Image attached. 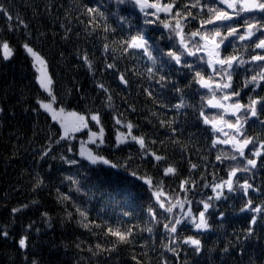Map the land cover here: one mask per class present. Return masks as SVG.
<instances>
[{
    "label": "trees",
    "instance_id": "obj_1",
    "mask_svg": "<svg viewBox=\"0 0 264 264\" xmlns=\"http://www.w3.org/2000/svg\"><path fill=\"white\" fill-rule=\"evenodd\" d=\"M185 2L175 0L177 6ZM0 3L13 16L9 22L5 14L0 13V41L7 40L16 50L11 61L0 59V108L4 109L0 113V228L7 227L10 233L8 239L0 237V264H31L33 260L36 264H136L133 255L141 264H163L165 260L167 264H220L221 259L224 264H264V227L259 226L258 220L254 236L244 239L252 213L240 211L243 197L239 191L226 201L216 202L224 218L219 221L216 214L209 215L208 222L212 227L200 236L202 252L194 255L190 248L181 249L177 258L163 247L167 240L159 226L148 221L146 208L150 203L149 194L134 185L126 173L121 171L119 176H114L112 171L102 169L85 172L79 170V165L64 164L59 155L72 154L67 153L62 144H53L49 156L40 158V151L49 135L55 136L56 129L42 110L32 111L38 107L35 100L42 90L35 82L31 59L22 47L25 42L37 48L49 60V69L55 80L54 88L66 106L81 112L98 110L109 134L114 116L133 121L139 125L138 129H134V134L145 133L146 141L156 139L157 143L151 145L153 150L166 155L169 163H176L181 175L187 174V158H190L192 163L207 166L205 175L209 181L212 180L210 173L214 171L218 178L226 176L223 166L218 169L212 167L215 149H210L209 133L205 131L207 126L201 124L199 119L200 99L194 95L195 85L184 87L185 81H180L189 107L184 109L186 115L175 117L177 122L171 125L178 129L175 133L178 143H173L170 138V128L161 126L160 120L169 121L175 116L174 111L161 106L169 100L175 102V93L165 89L166 97L157 95L160 89L156 78L150 77L146 70L151 62L137 50L123 52L120 41L127 38L130 31L135 32L138 24L134 16L128 17L131 29L127 26L121 28L117 18L111 15L115 10L111 0H0ZM86 7H98L105 11L107 24L115 31L105 32L104 21L99 17L92 21L85 14ZM127 7L121 6L122 9ZM121 15H127V12L121 11ZM20 21L26 23L28 28H23ZM152 35L155 38L158 34ZM105 43L109 45L107 55L103 47ZM169 44L166 38L160 40L162 47ZM251 53V48L242 50L245 59ZM82 54L88 55L93 62L92 70L81 59ZM113 62L115 68L106 70V64ZM120 73L129 82L126 87L119 80ZM100 83L111 93V108L106 106L105 94L98 87ZM233 83L239 86L243 80L234 77ZM149 89L153 90V97L147 95L146 90ZM246 92L248 88H241L242 103L247 102ZM132 107H135V112L131 110ZM205 111L211 113L215 110ZM249 125L251 121L245 125L247 134L255 141H264V128ZM137 147L133 145L124 151L116 150L110 154V158L123 161L131 153L129 163L132 167L148 171L155 177L156 171L139 161ZM217 147L224 150L229 148L226 145ZM245 151L247 154V149ZM52 155H56L57 159H51ZM257 160L255 175L249 179V183L260 188L259 194L249 190L248 195L254 205L264 204V167H260V158ZM164 163L161 161V164ZM228 163L231 162L225 161V164ZM199 171H203V168H198ZM68 175L77 179L78 187L82 190L80 193L75 190L70 193L73 200L87 209L89 220L101 225L99 228L93 227L91 232L80 226L75 213L69 220L57 202L58 193L69 192L70 181L64 180V176ZM247 175L237 173L241 177ZM36 177L42 180L38 187H34ZM170 182L166 179V186ZM203 192L211 194L210 189H203ZM25 204L28 207L23 208ZM13 208L22 210L13 214ZM193 208H196L195 200ZM43 212H48L51 226L42 216ZM208 212L213 213V209L210 208ZM100 217L113 226L118 221L124 226L136 225L134 245H122L110 256L107 253L92 255L87 249L92 246L96 251L94 245L97 242L111 246L108 241L112 238H105L107 225L101 222ZM29 224L32 225L30 229ZM148 227H153V233L147 232ZM24 234L28 236L29 247L21 250L18 239ZM77 242H80V248L76 247ZM226 246L229 251L223 253ZM240 249L244 250L243 255L239 254Z\"/></svg>",
    "mask_w": 264,
    "mask_h": 264
},
{
    "label": "snow or ice",
    "instance_id": "obj_2",
    "mask_svg": "<svg viewBox=\"0 0 264 264\" xmlns=\"http://www.w3.org/2000/svg\"><path fill=\"white\" fill-rule=\"evenodd\" d=\"M111 2L115 5L111 15L117 18L121 28H132L129 16H134L138 21L135 32L130 31L127 38L120 41L123 52L137 50L151 62V66L146 70L150 77L156 78L160 89L157 95L166 97L163 91L165 89L175 93V102L169 100L167 104L161 105L174 111L175 116L169 121L160 120L161 126L167 125L173 143H178L175 139L178 129L171 125L177 122L175 117L186 115L184 109L189 107L184 87L195 85L194 95L200 99L199 119L201 124L207 126L205 131L209 133L210 149H215V162L212 167L218 169L223 166L226 176L218 178L214 171L210 173L212 180L209 181L205 175L207 166L192 163L190 158H187V174L181 175L176 163H169L166 155L153 150L151 145L157 143L156 139L146 141L145 133L134 134V129H138L139 125L133 121L114 116L112 131L109 134L98 110L81 112L66 106L65 101L58 98L54 88L55 80L49 69V60L41 51L25 42L22 47L31 59L35 82L42 90L35 100L38 107H34L32 111L42 110L56 129L55 136L49 135L46 145L40 151V158L49 156L53 151V144H62L63 149L72 154L59 155L58 158L64 164L79 165V170L85 172L102 169L112 171L114 176H119L121 171L126 173L134 185L149 194L150 203L146 208L148 221L159 226L162 236L167 240L163 247L177 258L181 249L190 248L194 255L202 252L200 236L212 227L208 222L209 215L216 214L219 221L224 218V213L218 211L216 202L228 200L237 191L241 192L243 197L240 211L252 213L244 239L252 238L258 220L259 226L264 227V204L254 205L248 195L249 190L253 194L260 193L259 186L249 183V179L255 175L257 158H260V167H264V141H255L249 136L245 125L251 121L249 126L264 128V95L261 94L264 93V0H186L179 6L175 0ZM122 5L128 7L122 9ZM121 11L127 12V15H121ZM0 13L5 14L9 22L12 21V14L2 3ZM85 14L89 15L92 21H96L97 17L101 18L105 24V32L115 31L108 26V16L100 8L86 7ZM20 24L23 28H28L23 21H20ZM9 26L11 28V24ZM152 33L158 35L154 38ZM165 38L170 44L162 47L160 40ZM103 47L107 55L109 45L105 43ZM248 48L252 49V53L245 59L242 50ZM15 54L16 50L7 40L0 41V59L11 61ZM81 59L87 62L90 70L93 69V62L88 55L82 54ZM114 68V62L106 64V70ZM234 77L242 79L243 83L234 85ZM119 80L125 87L129 83L123 73L119 74ZM181 80L185 81L184 87L181 86ZM98 87L105 94L106 106L111 108L113 101L109 89L103 83ZM241 88H248L245 93L248 97L246 103L241 102ZM257 89H260V92H257ZM146 93L153 97V90H146ZM205 109L215 111L206 113ZM131 110L136 111L135 107ZM3 112L4 109L0 108V113ZM160 143L163 144V140ZM133 145L138 146L136 156L141 164L150 165L156 171L155 177L148 171L133 168L129 163L132 159L131 153L123 161L110 158L114 151H124ZM218 145H226L229 148L224 150L217 147ZM50 158L57 159V156L52 155ZM161 161L165 163L161 164ZM225 161L231 163L225 164ZM198 168H203V171L197 172ZM238 172L248 175L237 176ZM166 179L171 181L167 186ZM64 180L70 181L69 192L58 193L56 199L63 207L66 217L71 220L75 213L79 217L77 222L89 232L93 227L99 228L100 224L88 219L87 209L70 195L73 190L77 193L82 191L78 187L77 179L68 175L64 176ZM41 183L42 180L36 177L34 187ZM203 189H210L211 194L204 193ZM22 207L26 208L28 205ZM210 208L213 213L208 212ZM21 210L13 208L11 211L15 214ZM97 215L99 216V213ZM42 216L51 226L48 212H43ZM100 220L107 225L104 236L112 238L108 241L111 246L97 242L94 245L96 251H93L92 246L87 249L92 255L107 253L110 256L122 245H134L136 225L124 226L118 221L113 226L103 217H100ZM31 227L29 224L28 228ZM36 231L39 232V229ZM147 232L153 233V227H148ZM185 232L190 234L184 235ZM0 237L10 238L7 227L0 228ZM18 246L21 250L29 247L27 234L20 236ZM76 247L80 248V242H77ZM228 251L227 246L222 250L223 253ZM243 253L244 250L240 249L239 254ZM132 259L136 264H141L135 255ZM31 264H36V261L33 260ZM163 264H167V261ZM220 264H224L223 259Z\"/></svg>",
    "mask_w": 264,
    "mask_h": 264
},
{
    "label": "rangeland",
    "instance_id": "obj_3",
    "mask_svg": "<svg viewBox=\"0 0 264 264\" xmlns=\"http://www.w3.org/2000/svg\"><path fill=\"white\" fill-rule=\"evenodd\" d=\"M227 130V129H226Z\"/></svg>",
    "mask_w": 264,
    "mask_h": 264
}]
</instances>
